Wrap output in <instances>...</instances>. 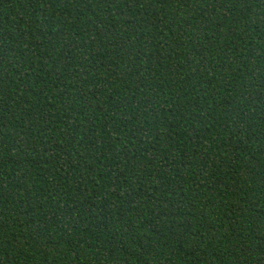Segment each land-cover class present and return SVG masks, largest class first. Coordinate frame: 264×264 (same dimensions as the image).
<instances>
[{"label":"trees","instance_id":"16d2710c","mask_svg":"<svg viewBox=\"0 0 264 264\" xmlns=\"http://www.w3.org/2000/svg\"><path fill=\"white\" fill-rule=\"evenodd\" d=\"M0 264H264V0H0Z\"/></svg>","mask_w":264,"mask_h":264}]
</instances>
